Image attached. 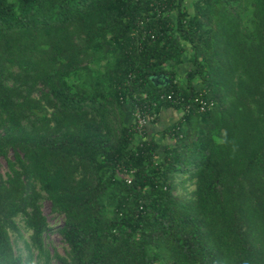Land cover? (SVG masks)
Listing matches in <instances>:
<instances>
[{
	"label": "trees",
	"instance_id": "trees-1",
	"mask_svg": "<svg viewBox=\"0 0 264 264\" xmlns=\"http://www.w3.org/2000/svg\"><path fill=\"white\" fill-rule=\"evenodd\" d=\"M0 158V264H264V0H0Z\"/></svg>",
	"mask_w": 264,
	"mask_h": 264
},
{
	"label": "rangeland",
	"instance_id": "rangeland-1",
	"mask_svg": "<svg viewBox=\"0 0 264 264\" xmlns=\"http://www.w3.org/2000/svg\"><path fill=\"white\" fill-rule=\"evenodd\" d=\"M184 67H186V66H184ZM181 79H183V78L181 77ZM126 110H127V108H126ZM127 113H128V118L130 119V113L128 112V110H127ZM176 113L179 114L178 117L181 118V116L183 114V109L176 110L175 114ZM177 120H178V118H177ZM164 125H165L164 123L163 124L160 123V127L156 125V127L159 129V131L155 134V136L158 138V140L162 144L165 142L172 143L171 140L169 141V138L167 136H165L164 138L161 137L162 136L161 133H162L163 129L165 128V127H163ZM161 127H163V128H161ZM160 128H161V130H160ZM137 142H139V139H137ZM9 155L12 157L13 156L12 152H10ZM160 159H162V157L159 158V160ZM0 171H1L2 175L6 178V173L8 172V166H7L6 159H4V158H0ZM183 179H185L183 176L178 177L177 183H181L183 181ZM185 186L188 188V191H191L195 187L192 184V182H190V181H187ZM183 192H184L183 187L181 185H179L178 189L175 191V194H181ZM41 205H42L41 206L42 211L46 215L48 222L50 224V228H51V231L48 234H46V236H45L46 245L49 249H51L52 252L55 250H58L62 255H65L66 249H67V244L63 240L62 236L59 234V228L62 226V224L64 222V216L52 212L51 203L47 198L42 199ZM17 220H19V222L21 224L22 236H19L15 233H12L13 241H14L15 248L17 249V251L26 254L27 253L26 241H28L30 239L31 231L24 228V224H23L21 216L18 217ZM52 264H60V263L56 260H53Z\"/></svg>",
	"mask_w": 264,
	"mask_h": 264
},
{
	"label": "built area",
	"instance_id": "built-area-1",
	"mask_svg": "<svg viewBox=\"0 0 264 264\" xmlns=\"http://www.w3.org/2000/svg\"><path fill=\"white\" fill-rule=\"evenodd\" d=\"M156 1V0H153ZM175 92H172L170 94H168L166 97L168 98V100H173L176 103H179L182 98H174ZM214 105V101L211 100L210 102L208 100L205 99H200V111L205 112L206 110L212 109ZM184 111V108H183ZM156 117L155 113H150V111H145V110H141L138 112L137 114V119H135V125H136V129H137V134L142 136L144 135V132L146 130L147 125L149 124V122L151 120H153ZM129 181H131V178L129 179Z\"/></svg>",
	"mask_w": 264,
	"mask_h": 264
},
{
	"label": "crops",
	"instance_id": "crops-1",
	"mask_svg": "<svg viewBox=\"0 0 264 264\" xmlns=\"http://www.w3.org/2000/svg\"><path fill=\"white\" fill-rule=\"evenodd\" d=\"M184 71V70H183ZM181 72V77L184 75L185 76V73L184 72ZM176 112V109H173V108H163V110L161 111L160 113V119L159 121L156 123L157 126L160 127V123L161 124H165L163 127H169L170 125H172L173 123H175L177 121V118L179 119V114H175ZM161 127V128H163ZM160 128V129H161Z\"/></svg>",
	"mask_w": 264,
	"mask_h": 264
},
{
	"label": "water",
	"instance_id": "water-1",
	"mask_svg": "<svg viewBox=\"0 0 264 264\" xmlns=\"http://www.w3.org/2000/svg\"><path fill=\"white\" fill-rule=\"evenodd\" d=\"M159 81H162V80H159ZM163 83V82H162Z\"/></svg>",
	"mask_w": 264,
	"mask_h": 264
}]
</instances>
